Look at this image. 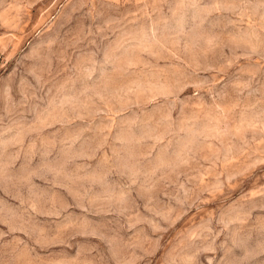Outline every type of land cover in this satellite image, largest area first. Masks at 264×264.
<instances>
[{"label":"rangeland","instance_id":"1","mask_svg":"<svg viewBox=\"0 0 264 264\" xmlns=\"http://www.w3.org/2000/svg\"><path fill=\"white\" fill-rule=\"evenodd\" d=\"M0 264H264V0H0Z\"/></svg>","mask_w":264,"mask_h":264}]
</instances>
